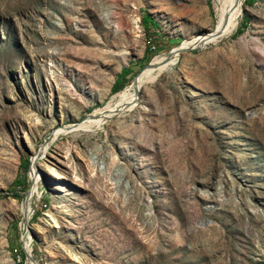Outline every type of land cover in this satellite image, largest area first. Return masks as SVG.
<instances>
[{"label":"rangeland","instance_id":"rangeland-1","mask_svg":"<svg viewBox=\"0 0 264 264\" xmlns=\"http://www.w3.org/2000/svg\"><path fill=\"white\" fill-rule=\"evenodd\" d=\"M219 6L0 0V264H264V0L86 122Z\"/></svg>","mask_w":264,"mask_h":264},{"label":"bare ground","instance_id":"bare-ground-1","mask_svg":"<svg viewBox=\"0 0 264 264\" xmlns=\"http://www.w3.org/2000/svg\"><path fill=\"white\" fill-rule=\"evenodd\" d=\"M242 1L243 0H220V6L216 12V21L213 26V30L220 31L221 32L220 35L230 32L237 24L240 18ZM133 25L135 28H137V31H139L137 19L133 21ZM207 33L193 36L190 39V41H187L185 44H182V46H185L186 44H190V43L191 45H193L199 40L205 39L208 35ZM165 56L166 55L163 54L155 55L151 59L150 66L141 71V73L137 78V88L139 90L140 88H142L141 87L142 85L148 82H152L157 77V75H159L160 72L168 69L170 63L175 59L176 54L166 64L152 67V65L161 63V61L165 58ZM117 96H119V98L114 99L111 103H108L100 108H95L89 115H87L86 122L90 120L89 118L91 115L92 116L99 115L101 116L102 120H105L106 118L109 119L114 115L124 114L126 113L127 110L133 108L136 105V101L138 100V97H136L135 95V85L133 84V82H131L130 84L125 86L122 90L117 92L116 97Z\"/></svg>","mask_w":264,"mask_h":264},{"label":"water","instance_id":"water-1","mask_svg":"<svg viewBox=\"0 0 264 264\" xmlns=\"http://www.w3.org/2000/svg\"><path fill=\"white\" fill-rule=\"evenodd\" d=\"M207 37L205 39H202V40H199L197 43H194L193 45H190V46H182L181 44L175 48H172L169 50L168 54L165 56V58L161 61V63H158V64H155V65H152V67H156V66H160V65H163V64H166L167 62H169V60L175 55V54H179L181 52H185V51H189V50H192V49H196V48H199L201 47L203 44H205L206 42L208 41H211L212 39L214 38H217L221 32L220 31H211L209 33H207ZM150 63L151 61L143 66L141 68V70L133 77V84L135 85V95L136 97H138V92H139V89L137 88V78L139 76V74L141 73V71L147 67L150 66ZM34 263V262H33Z\"/></svg>","mask_w":264,"mask_h":264},{"label":"trees","instance_id":"trees-1","mask_svg":"<svg viewBox=\"0 0 264 264\" xmlns=\"http://www.w3.org/2000/svg\"><path fill=\"white\" fill-rule=\"evenodd\" d=\"M243 19L246 20V19H247V16H243ZM141 22H142V24H143L145 30H148V29H149V24H152L153 26H156V23H155L154 21H152V19L150 18V16H149L148 14H145V15H143V16L141 17ZM237 32H242V27L239 26V27L237 28ZM148 53H150V55H153V54H154V52L151 51V50L149 49V46H148V47L146 48V50H145V54H148ZM152 53H153V54H152ZM151 57H152V56H151ZM126 70H127V69H122V70L120 71V73H119V75H118L117 78H120L122 75H124V74L126 73ZM114 84H115V86H113V87H114V90H115V91L118 90V89H120V88L116 85V83H114ZM27 163H28V160L26 159V160L24 161V165L26 166ZM20 255H21L22 258H24V254H23L22 250H21Z\"/></svg>","mask_w":264,"mask_h":264},{"label":"built area","instance_id":"built-area-1","mask_svg":"<svg viewBox=\"0 0 264 264\" xmlns=\"http://www.w3.org/2000/svg\"><path fill=\"white\" fill-rule=\"evenodd\" d=\"M151 48H153L154 46L153 45H150Z\"/></svg>","mask_w":264,"mask_h":264}]
</instances>
